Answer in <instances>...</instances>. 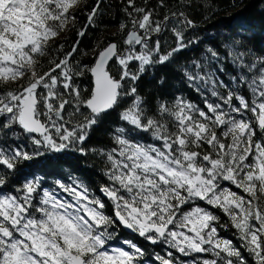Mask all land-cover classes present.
I'll return each instance as SVG.
<instances>
[{"label": "snow or ice", "instance_id": "snow-or-ice-1", "mask_svg": "<svg viewBox=\"0 0 264 264\" xmlns=\"http://www.w3.org/2000/svg\"><path fill=\"white\" fill-rule=\"evenodd\" d=\"M190 2L0 0V264H264V47L216 21L222 53ZM114 8L122 40L81 47Z\"/></svg>", "mask_w": 264, "mask_h": 264}, {"label": "trees", "instance_id": "trees-1", "mask_svg": "<svg viewBox=\"0 0 264 264\" xmlns=\"http://www.w3.org/2000/svg\"><path fill=\"white\" fill-rule=\"evenodd\" d=\"M107 2L116 4L117 0H107ZM139 3L140 0H137ZM171 3L172 0H169ZM178 2V0H177ZM149 3L154 5L157 3V0H149ZM189 9H191L193 18L197 21L199 26L203 28H208V32L204 33L201 32L202 36L205 35H211L214 36L215 39L213 40V43L220 48L222 53L226 54V49L220 44L221 41V35L218 33H223L226 36V33H224L223 28H211L209 25L211 23H215L216 21H219L221 25L223 24H233L235 20H242L247 21L251 24H254L256 26V35L248 41V44L254 45L257 50L264 47V44L261 43L262 35L259 31V25L264 22V13L261 12V4L259 0H212V8L214 10V15H212V19L209 21L207 20L208 13L201 14L200 7H201V0H191L190 3L185 5ZM112 13H115V16L113 17L111 13L109 16H106L104 19V25L98 28L96 31H89L88 35L85 37V39L82 42L81 47L91 49L95 44L100 42V46H104L107 42L110 40H115L117 42L122 40V36L119 32L118 28V22L121 19V16L117 9H112ZM79 23H83V17H81ZM65 37H74V32H67L62 34L61 39H64ZM167 39L169 44L173 43V38L171 34H167ZM69 43H71V40H69ZM193 54L191 52H184L181 55V60H183L184 57H190ZM91 58V52H89V57L85 58V61L87 62ZM117 65H112L111 72L114 76H117ZM162 71H169L168 69H164ZM161 71L157 72V76L161 75ZM222 75V74H221ZM89 83L88 79H83L82 87L87 86ZM176 88H179L182 90L186 98H190L193 102L199 103L201 101V96L196 92L194 88H189L184 86L182 83L179 82V80L173 81ZM154 81L150 82L149 76H144L139 81V89L138 91L140 94L146 95L151 93L152 95L155 94V89L153 87ZM147 139V137H145ZM89 146H111L112 141L106 133L103 131L97 132L93 134L91 140L88 142ZM69 163L74 164L73 161H69ZM101 163L99 161V158L97 157H86L82 158L79 161V169L84 170L86 172V175L88 176L89 180L93 184L94 188L98 192V188L100 183L103 181V176L100 174V167ZM68 166H65V171H68ZM76 173H73L75 175ZM67 178V177H65ZM125 235H127L129 238L135 240L138 244L141 246H147V242L143 241L142 239L136 237L134 234L125 232ZM220 234L222 236H225L226 238H229L233 240L237 245H239V241L236 240V237L233 235V230L225 231L223 229L220 230ZM245 256H247V253H244Z\"/></svg>", "mask_w": 264, "mask_h": 264}]
</instances>
